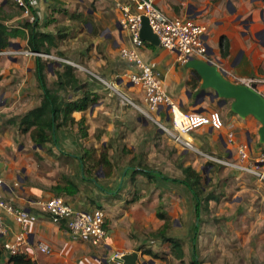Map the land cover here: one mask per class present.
Masks as SVG:
<instances>
[{
    "label": "crops",
    "instance_id": "0c3cea01",
    "mask_svg": "<svg viewBox=\"0 0 264 264\" xmlns=\"http://www.w3.org/2000/svg\"><path fill=\"white\" fill-rule=\"evenodd\" d=\"M119 2L130 0H38L32 17L24 18L13 0H0V23L18 31L4 50L34 51L28 41L31 34L53 37V44L45 41L35 51L52 57L0 54L1 194L6 202L37 215L27 226V243L20 253L28 264H106L103 259L114 253L133 251L139 254L138 264H184L172 256L170 241L152 235L164 223L157 216L159 206L172 218V235L183 241L184 262L189 264L195 254L190 237L197 219L181 167L201 171L208 161L199 152L237 159L239 144L247 143L256 156L264 148L257 134L260 122L232 112L231 100L211 101L205 96L195 105L201 80L177 52L160 45L146 42L141 53L162 77L170 100L188 112H219L221 128L197 127L187 136L193 148L187 147L155 122L170 123L165 107L157 108L151 119L105 85L104 81L112 82L145 105L140 86L127 78L135 66L120 54L131 41L121 23ZM155 4L169 16L190 17L206 26L204 37L213 63L229 79L264 77V0H155ZM65 65L72 67L79 85L59 90L60 97L76 100L87 94L94 100L86 109L73 111V120L63 122L60 117L56 124H63H54L53 139L37 145L31 137L33 126L21 124V118L40 106L45 87L57 89ZM101 154L110 164L101 160ZM63 177L79 188L73 195L60 193L72 207L105 211L104 240H75L64 223L52 221L44 210L43 203L58 195L54 186ZM2 213L7 232L0 235V245L13 241L22 230L11 214ZM40 244H47L51 252L43 253ZM0 264H14L5 250Z\"/></svg>",
    "mask_w": 264,
    "mask_h": 264
},
{
    "label": "built area",
    "instance_id": "2783aa9c",
    "mask_svg": "<svg viewBox=\"0 0 264 264\" xmlns=\"http://www.w3.org/2000/svg\"><path fill=\"white\" fill-rule=\"evenodd\" d=\"M13 1L21 8L23 17L28 18L32 17V5L38 0ZM118 5L122 11L121 23L129 32L131 41L128 46L121 48L120 54L135 66V70L128 73L127 78L133 85L140 86L144 93L145 105L135 102L125 92L119 90L114 83L104 81L105 85L119 94L125 103L135 106L151 119H154L152 113L157 108L165 107L169 114L170 123L165 124L154 119L159 128L172 136L176 142L193 148L187 136L202 125L221 128L223 126L221 115L217 111L209 112L207 115L184 111L170 100L162 77L144 59L141 53L146 41L140 37V30L142 18L146 16L153 32L158 36L159 45L177 52L181 61L185 62L189 57H196L213 62V56L209 52L204 37L207 30L206 26L190 17L167 15L155 4V0H130V3L119 2ZM0 54H33L41 57H52V55L41 52L18 49L2 50ZM73 65L79 67L77 64L73 63ZM236 81L246 85L255 83L264 95V89L261 88L264 86V77H237ZM229 141L233 142L232 134L229 135ZM199 153L208 162L247 171L255 174L259 179H264V148L253 158L247 143L237 146V159L221 158L204 152ZM3 185L4 181L0 177V235L7 232L2 210L11 214L16 222L22 226V230L16 234L13 241H6L0 245L12 257L20 254L27 243V226L37 220V215L6 202L1 194ZM43 208L50 215L52 221L66 225L73 239L82 241L104 240L106 213L102 208L76 209L61 195L48 198L43 203ZM39 248L43 253L49 254L51 252L47 244H40Z\"/></svg>",
    "mask_w": 264,
    "mask_h": 264
},
{
    "label": "rangeland",
    "instance_id": "374dc122",
    "mask_svg": "<svg viewBox=\"0 0 264 264\" xmlns=\"http://www.w3.org/2000/svg\"><path fill=\"white\" fill-rule=\"evenodd\" d=\"M208 163L201 169L205 177ZM215 169L209 187L216 189L218 199L210 202L208 214L203 213L205 221L198 232L193 228L192 249L202 264H264V179L219 163ZM174 229H169L170 234Z\"/></svg>",
    "mask_w": 264,
    "mask_h": 264
},
{
    "label": "trees",
    "instance_id": "16d2710c",
    "mask_svg": "<svg viewBox=\"0 0 264 264\" xmlns=\"http://www.w3.org/2000/svg\"><path fill=\"white\" fill-rule=\"evenodd\" d=\"M17 32V30L9 29L6 25L0 23V51L9 46L10 39L16 35ZM28 41L34 51H40L41 44L45 41H48L49 44H53V37L45 33L36 35L31 34ZM224 47L226 51L227 45H224ZM58 77L59 80L56 83L58 86L57 89L51 90L45 87L40 106L28 111L26 115L21 118V124H24L27 127L33 126L31 137L33 142L37 145L45 146L47 142L53 139L54 124L56 127H59L63 122L73 120L71 116L73 111L86 109L89 103L94 100V98L89 97L87 94L80 99L63 100V98L60 97L59 90H66L67 88L75 89L79 85V79L70 65H65L63 72L59 73ZM60 117H62L63 122L56 124ZM82 133L83 135L86 134V128H82ZM101 160L110 164L106 154H101ZM208 165H212V168H210L207 177H205L201 171L193 169L192 166L181 167L183 172V183L194 196V211L197 219V224L194 228L196 232H198L201 224L205 221V219H203V213L208 214L210 212V202L218 199L216 189L209 187L212 177L211 174L212 172H216L215 168L217 163L209 162ZM54 189L58 195L62 192L73 195L79 191L78 186L67 177H63L62 182L57 183L54 186ZM157 216L164 220V223L157 231L153 232L152 235L170 241L172 256L184 262L185 250L183 248V241L169 232V229L173 226L172 218L161 209L157 210ZM206 219H210V217H207ZM194 241L196 242L195 237ZM3 251V248L0 246V258ZM145 253H149L154 257H160L159 253L154 252L151 249H146ZM193 255L194 256L189 261V264H202V261L197 258V254L195 253ZM11 260L14 264L29 263L23 254L12 256Z\"/></svg>",
    "mask_w": 264,
    "mask_h": 264
},
{
    "label": "water",
    "instance_id": "95a60500",
    "mask_svg": "<svg viewBox=\"0 0 264 264\" xmlns=\"http://www.w3.org/2000/svg\"><path fill=\"white\" fill-rule=\"evenodd\" d=\"M140 37L153 45L160 44L158 36L153 32L146 16L142 18ZM185 66L191 68L201 80L195 105L205 96H209L211 101L217 98L231 100L232 112L241 117L251 115L260 122L261 126L258 128L257 134L259 142L264 144V95L255 83L246 85L232 81L223 70L209 60L189 57L185 61ZM109 258H104L103 261L106 264H109L108 260H111L112 264H138L139 254L137 251L122 255L114 253Z\"/></svg>",
    "mask_w": 264,
    "mask_h": 264
}]
</instances>
